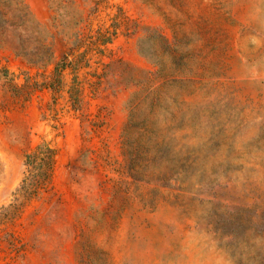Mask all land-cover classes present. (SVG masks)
Returning a JSON list of instances; mask_svg holds the SVG:
<instances>
[{"label": "rangeland", "instance_id": "rangeland-1", "mask_svg": "<svg viewBox=\"0 0 264 264\" xmlns=\"http://www.w3.org/2000/svg\"><path fill=\"white\" fill-rule=\"evenodd\" d=\"M0 13V264H264V0Z\"/></svg>", "mask_w": 264, "mask_h": 264}, {"label": "trees", "instance_id": "trees-1", "mask_svg": "<svg viewBox=\"0 0 264 264\" xmlns=\"http://www.w3.org/2000/svg\"><path fill=\"white\" fill-rule=\"evenodd\" d=\"M7 15V13L6 14H1L0 13V16L2 17V16H6ZM4 26H6V24L4 25ZM12 27H15L16 25H11ZM4 28V27H3ZM4 30V29H3ZM49 156H51V151L49 152V154H47V157H48V160H50V158H49ZM34 187H37V186H34ZM31 190H33V189H30V191Z\"/></svg>", "mask_w": 264, "mask_h": 264}]
</instances>
